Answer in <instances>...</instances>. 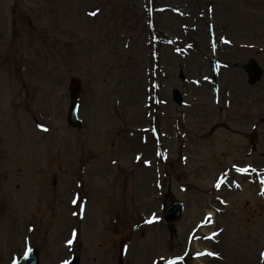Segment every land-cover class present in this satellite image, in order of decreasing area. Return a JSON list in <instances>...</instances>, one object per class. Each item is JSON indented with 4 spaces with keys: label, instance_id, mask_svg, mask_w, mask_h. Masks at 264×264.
I'll return each instance as SVG.
<instances>
[{
    "label": "rangeland",
    "instance_id": "374dc122",
    "mask_svg": "<svg viewBox=\"0 0 264 264\" xmlns=\"http://www.w3.org/2000/svg\"><path fill=\"white\" fill-rule=\"evenodd\" d=\"M211 29L234 45L218 54L228 59L223 81L239 83L238 100L260 104V120L264 78L254 95L242 88L241 67L251 58L264 66V0H0V264L30 248L40 264L74 255L81 264H119L122 247L124 264L182 255L183 264H199L193 258L205 249L211 256L200 264H264V159L237 154L248 150L249 127L217 128L195 151L201 138L189 136L188 124L205 118L176 122L204 103L212 126L237 114L238 101L225 93L230 106L217 104L203 83ZM178 46L194 51L185 59ZM74 79L81 130L67 123ZM175 89L188 107L176 106ZM174 200L184 202V219L167 225L163 208ZM210 211L220 234L204 240L198 230Z\"/></svg>",
    "mask_w": 264,
    "mask_h": 264
},
{
    "label": "water",
    "instance_id": "95a60500",
    "mask_svg": "<svg viewBox=\"0 0 264 264\" xmlns=\"http://www.w3.org/2000/svg\"><path fill=\"white\" fill-rule=\"evenodd\" d=\"M80 91V85L74 81L71 84V93L73 96L72 106L69 109V122L73 126H80V122L77 118V106L76 100ZM183 212L182 204L179 202L174 203L171 207L165 210V220L170 222L179 221ZM19 264H38V257L36 252H30L28 256L23 259Z\"/></svg>",
    "mask_w": 264,
    "mask_h": 264
},
{
    "label": "bare ground",
    "instance_id": "6f19581e",
    "mask_svg": "<svg viewBox=\"0 0 264 264\" xmlns=\"http://www.w3.org/2000/svg\"><path fill=\"white\" fill-rule=\"evenodd\" d=\"M250 35L251 36H254V35H256V33H254V32H252V33H250ZM107 93V92H106ZM107 95V94H106Z\"/></svg>",
    "mask_w": 264,
    "mask_h": 264
},
{
    "label": "snow or ice",
    "instance_id": "6c2138e0",
    "mask_svg": "<svg viewBox=\"0 0 264 264\" xmlns=\"http://www.w3.org/2000/svg\"><path fill=\"white\" fill-rule=\"evenodd\" d=\"M92 15H95V13H92Z\"/></svg>",
    "mask_w": 264,
    "mask_h": 264
}]
</instances>
